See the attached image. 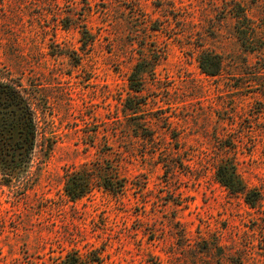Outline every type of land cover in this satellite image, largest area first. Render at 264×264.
<instances>
[{"label":"rangeland","instance_id":"rangeland-1","mask_svg":"<svg viewBox=\"0 0 264 264\" xmlns=\"http://www.w3.org/2000/svg\"><path fill=\"white\" fill-rule=\"evenodd\" d=\"M0 85V264H264V0H0Z\"/></svg>","mask_w":264,"mask_h":264},{"label":"trees","instance_id":"trees-1","mask_svg":"<svg viewBox=\"0 0 264 264\" xmlns=\"http://www.w3.org/2000/svg\"><path fill=\"white\" fill-rule=\"evenodd\" d=\"M236 7L238 11H234L236 12L237 18L239 20L243 19L247 21L245 25H241L238 28V34L242 39V43L246 47L252 48L254 52L261 50L262 47L258 45L259 38L257 36L256 26L247 18L244 9L241 6L237 5ZM199 60L200 68L206 75L215 77L221 72L222 60L220 56L203 53L200 56ZM4 86L5 85H0V95H2L3 93H7V95L10 97L15 95L14 89L12 87L8 88ZM16 119H18V122L12 121L11 123H8L5 129H8L10 131H15L16 129L20 134H22L24 125L22 124V122H19L20 120H22V117L17 116ZM4 120H7V118ZM34 146V143H31V145L26 147L21 142H17L15 144L8 145L7 152H11L13 158H17V154L24 157L27 153L31 154ZM25 147L26 149H24ZM217 178L219 182L231 193H243L244 187L242 186L238 175L230 166L219 165L217 169ZM65 179L64 191L65 195L69 198L70 201L75 202L90 193L92 183L89 172H79L77 170L71 171L66 174ZM125 183L126 182L124 179L118 180L117 177L111 176L109 179H106L103 182V186L107 191L117 196L123 194V192L127 188ZM245 196L248 204L254 207L257 201V197L249 194ZM64 264H82V262L77 256H69L67 260H64Z\"/></svg>","mask_w":264,"mask_h":264}]
</instances>
